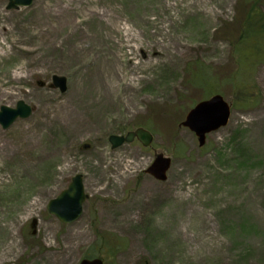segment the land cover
<instances>
[{
    "label": "rangeland",
    "instance_id": "obj_1",
    "mask_svg": "<svg viewBox=\"0 0 264 264\" xmlns=\"http://www.w3.org/2000/svg\"><path fill=\"white\" fill-rule=\"evenodd\" d=\"M6 3L0 107L22 100L34 110L0 127V264H79L100 235L114 243L110 253L95 248L105 264H264V53L254 102L239 107L222 87L233 110L203 148L178 126L202 95L191 71L235 67L241 0ZM139 126L153 148L111 147L110 135ZM153 149L171 157L164 182L145 173ZM77 174L83 212L61 223L47 203Z\"/></svg>",
    "mask_w": 264,
    "mask_h": 264
},
{
    "label": "water",
    "instance_id": "obj_2",
    "mask_svg": "<svg viewBox=\"0 0 264 264\" xmlns=\"http://www.w3.org/2000/svg\"><path fill=\"white\" fill-rule=\"evenodd\" d=\"M33 0H7L6 10H18L28 7ZM66 78L64 76L53 75L51 86L58 88L61 92L66 91ZM33 111L31 105L19 100L15 107H0V125L7 129L17 119L28 118ZM230 106L220 94H215L209 99L196 103L186 114L181 126L194 132L198 139V145L203 146L206 134L216 131L225 126L230 116ZM138 139L143 146L148 147L152 142V135L143 128L129 131L124 136L110 135L109 141L112 148H116L125 142H132ZM171 164L170 157L164 156L161 152L154 153V159L146 169V173L151 174L157 180L165 181L167 172ZM87 198L84 192L83 180L80 174L72 177L67 188L63 189L55 198L47 203V211L54 215L62 223H72L79 219L82 214L83 203ZM79 264H104L102 259H82Z\"/></svg>",
    "mask_w": 264,
    "mask_h": 264
},
{
    "label": "trees",
    "instance_id": "obj_3",
    "mask_svg": "<svg viewBox=\"0 0 264 264\" xmlns=\"http://www.w3.org/2000/svg\"><path fill=\"white\" fill-rule=\"evenodd\" d=\"M241 4L243 12L238 20L237 28L231 31L235 33L231 38L232 58L235 67L227 74L217 73L215 69L208 66L197 67L191 71L190 85L193 89L202 92L199 99L220 92L222 87L228 86L239 94V107H247L254 102L253 100L258 95V87L252 79V73L254 67L260 63L256 58L264 53V11L261 10L264 8V0H241ZM240 56H245L246 62L249 61L248 69L245 63L240 60ZM210 69L214 71L210 72ZM194 101L187 108L196 102ZM181 150L183 151L182 148ZM178 153L180 154V151ZM112 247H114V243L110 242L106 235L99 236L96 249L110 253ZM95 248L91 247L87 250L84 257L99 256L100 254L96 253Z\"/></svg>",
    "mask_w": 264,
    "mask_h": 264
},
{
    "label": "bare ground",
    "instance_id": "obj_4",
    "mask_svg": "<svg viewBox=\"0 0 264 264\" xmlns=\"http://www.w3.org/2000/svg\"><path fill=\"white\" fill-rule=\"evenodd\" d=\"M125 33H126L130 38L134 39V36H135L134 34L131 35V34L129 33L128 30H125Z\"/></svg>",
    "mask_w": 264,
    "mask_h": 264
}]
</instances>
